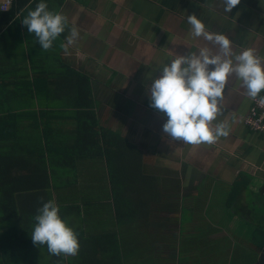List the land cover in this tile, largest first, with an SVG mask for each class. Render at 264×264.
<instances>
[{
	"label": "crops",
	"instance_id": "0c3cea01",
	"mask_svg": "<svg viewBox=\"0 0 264 264\" xmlns=\"http://www.w3.org/2000/svg\"><path fill=\"white\" fill-rule=\"evenodd\" d=\"M55 7L68 17V26L53 48L32 50L31 56L25 52L35 64L27 58L22 72L30 78L33 71L48 68L58 47L60 61L89 78L99 124L141 151V174L125 192L131 200L129 210L126 213L123 206L116 212L106 159L77 160L76 171L94 166L96 162L89 159H97L105 172L103 202L108 204L109 227L81 221L82 204H89L88 199L66 200L62 203L65 210L68 206L77 209L62 213L59 208V214L77 233L79 253L51 255L46 245L33 243L29 226L25 264L43 260L50 261L47 264H264V137L244 124L252 100L246 88L234 75L229 77L221 111L213 122L227 125L228 135L212 145L198 146L163 133L167 117L150 106L148 92L164 63L178 54L214 47L192 36L187 22L191 14L203 21L207 31L227 35L234 49L254 48L264 57V0H241L230 13L223 11L220 0H62ZM10 26L0 31V54L11 55V60L17 31L7 30ZM73 26L79 38L67 45ZM11 87V83L0 85L3 92ZM41 89V98L25 97V112L19 115L25 126V153L40 148L48 137L54 145L49 155H55V146L73 137L74 122L62 116L73 109L63 110L68 102L60 89L53 87L51 98L45 96V86ZM2 97L4 105L12 104L8 94ZM25 163V168L35 165L32 159ZM52 168L62 170L59 165ZM77 180L50 179L47 191L59 207L57 190L77 186ZM35 195L25 193L28 213L36 210L40 196L34 199ZM198 222L204 227L203 235L195 230Z\"/></svg>",
	"mask_w": 264,
	"mask_h": 264
},
{
	"label": "trees",
	"instance_id": "16d2710c",
	"mask_svg": "<svg viewBox=\"0 0 264 264\" xmlns=\"http://www.w3.org/2000/svg\"><path fill=\"white\" fill-rule=\"evenodd\" d=\"M61 1L56 0L53 5L54 0H43L49 10L53 11H56L55 6ZM40 2L41 0H13L6 11H0V31L5 30L9 24L12 26L7 30L15 28L17 31L11 45L15 58L10 60L11 55L0 54V85L13 84L9 91L3 92L0 89V264H25V229L27 231L30 226L33 230L35 224V220H29V217L36 215L37 209L52 199L47 191L50 179L63 178L66 173L64 169L75 171L77 160L98 157L106 159L112 178L116 212H120L123 206L126 213L129 210L131 200L124 195L137 175L141 174V151L117 133L99 124L93 110L89 78L61 62L58 47L54 48L55 54L51 56L48 68L39 72L33 71L30 78L22 72L27 58L31 60V64H35L32 57H25V52L31 56L32 50L42 49L36 36L22 25L27 12ZM23 41L26 48H22ZM53 47L54 44L51 48ZM53 60L55 69L52 68ZM42 86L46 87L45 96L50 98L53 87L58 91L60 89L62 99L68 102L63 110L73 109V112L62 114L63 119L74 122L71 130L73 137L66 138V144L63 142L61 146L56 145L55 151L58 154L56 152L55 155H49L54 145L53 139L48 137L44 139L41 149L36 147L25 153V126L19 115L25 112V97L41 98ZM7 94L13 100L10 105L3 104L2 95ZM50 128L52 129V125ZM48 129L46 128L47 131ZM29 159L35 165L25 168V160ZM57 165L63 170L52 168ZM25 193L37 194L34 199L40 196L35 204L36 210H32L34 213H28L26 209ZM76 209L77 206L67 208L72 211Z\"/></svg>",
	"mask_w": 264,
	"mask_h": 264
},
{
	"label": "clouds",
	"instance_id": "9594fccd",
	"mask_svg": "<svg viewBox=\"0 0 264 264\" xmlns=\"http://www.w3.org/2000/svg\"><path fill=\"white\" fill-rule=\"evenodd\" d=\"M240 2L220 0L225 13H230ZM187 22L193 37H202L214 47L178 54L164 63L148 88L150 106L167 117L162 131L172 140L193 146L212 145L229 132L224 123L213 124L221 111L220 102L229 77L234 75L246 88L247 96L255 100L264 91V57L257 55L254 48L234 49L227 35L207 31L196 14L188 15ZM22 25L47 51L65 31L68 17L49 10L41 0L27 12ZM78 38L79 31L73 26L67 45ZM62 47L67 50L66 45ZM261 101L264 102V97ZM59 211L55 199L44 202L34 216L31 239L35 245H46L51 255L76 256L80 249L78 235Z\"/></svg>",
	"mask_w": 264,
	"mask_h": 264
},
{
	"label": "rangeland",
	"instance_id": "374dc122",
	"mask_svg": "<svg viewBox=\"0 0 264 264\" xmlns=\"http://www.w3.org/2000/svg\"><path fill=\"white\" fill-rule=\"evenodd\" d=\"M89 160L96 162L95 165L94 166L89 165L87 167H84L82 171H80L81 169H79V171L64 169L66 173L64 174L62 180L69 179V181H72L75 180L76 177H78L77 181L79 183L77 186H73L70 188L64 187L57 190L58 202L61 205V207L59 208L63 213L65 211H69V210H65V207L62 206V203H64L66 200L71 202H74L75 200L81 202L84 201L85 199H88L89 201H91L89 204H85V203L82 204L84 207L83 210L85 212L80 217L81 221L89 222L91 220L94 226L104 227L107 225L109 227V216H108L109 214L106 213L108 211V204L103 202L107 196L106 175L104 170L102 169V166L98 163L99 161L97 159H89ZM61 169L63 170V168ZM133 188H135V186H133ZM199 224L200 222L195 224L194 227L196 228L195 230H198L202 233L204 227L201 228ZM203 234L205 233H202V235ZM212 255L213 254L211 252V256ZM49 262L50 261L43 260L40 264H47ZM162 264H167V262L163 261Z\"/></svg>",
	"mask_w": 264,
	"mask_h": 264
},
{
	"label": "built area",
	"instance_id": "2783aa9c",
	"mask_svg": "<svg viewBox=\"0 0 264 264\" xmlns=\"http://www.w3.org/2000/svg\"><path fill=\"white\" fill-rule=\"evenodd\" d=\"M12 2L13 0H0V11H6ZM261 97H264V91L255 100H251L243 121L249 130L264 137V102L261 101Z\"/></svg>",
	"mask_w": 264,
	"mask_h": 264
}]
</instances>
